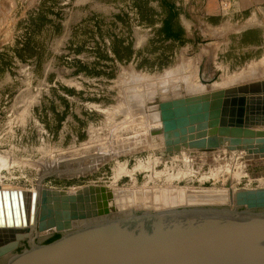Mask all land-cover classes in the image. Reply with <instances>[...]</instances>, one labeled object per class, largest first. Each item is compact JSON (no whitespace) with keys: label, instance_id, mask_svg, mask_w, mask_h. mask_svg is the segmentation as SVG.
Here are the masks:
<instances>
[{"label":"rangeland","instance_id":"374dc122","mask_svg":"<svg viewBox=\"0 0 264 264\" xmlns=\"http://www.w3.org/2000/svg\"><path fill=\"white\" fill-rule=\"evenodd\" d=\"M240 7L239 0H0V186L264 188V159L226 148L169 154L159 133L157 101L264 80V49L251 50L264 42V3ZM223 23L231 34L219 51L212 48Z\"/></svg>","mask_w":264,"mask_h":264},{"label":"water","instance_id":"95a60500","mask_svg":"<svg viewBox=\"0 0 264 264\" xmlns=\"http://www.w3.org/2000/svg\"><path fill=\"white\" fill-rule=\"evenodd\" d=\"M156 104L166 153L264 159V81ZM234 197L231 209L229 192L0 189V264H264V188Z\"/></svg>","mask_w":264,"mask_h":264},{"label":"crops","instance_id":"0c3cea01","mask_svg":"<svg viewBox=\"0 0 264 264\" xmlns=\"http://www.w3.org/2000/svg\"><path fill=\"white\" fill-rule=\"evenodd\" d=\"M263 1V3H264V0H239V3H240V11L241 12H243V11H248V10H250V9H252L253 8V6L254 5H256V4H259L260 2H262ZM255 9V8H254ZM258 10V9H257ZM261 10H264L263 8H261ZM219 10L217 9V11H216V13L218 12ZM233 12H237L236 11V9H234V10H232ZM258 11H260V10H258ZM214 21H215V19H213ZM218 22H219V20H218ZM250 29H251V27H250ZM217 33H218V35H217V38H218V40L220 39V38H222L223 40H222V42H220V43H218L217 44V47H213L212 49H214V48H217L219 51L221 50V48H222V45L224 44L223 42H224V38H226L227 39V41H228V39H229V36H230V34H231V32H230V25L229 24H222L221 26L219 25H217ZM226 34V35H225ZM262 39L263 38V40H264V30L262 31V35L259 37V39ZM228 43V42H227ZM215 46V45H214ZM252 49L251 50H259L260 48H263L264 49V42L262 43V44H260V46H253V47H251Z\"/></svg>","mask_w":264,"mask_h":264},{"label":"bare ground","instance_id":"6f19581e","mask_svg":"<svg viewBox=\"0 0 264 264\" xmlns=\"http://www.w3.org/2000/svg\"><path fill=\"white\" fill-rule=\"evenodd\" d=\"M262 81V80H261ZM264 81V80H263ZM257 82V81H256ZM162 85V84H161ZM164 85V84H163ZM242 85V84H241ZM152 86H154V85H152ZM158 85H156V86H154V88L155 87H157ZM216 87H218V85H216ZM215 87V88H216ZM233 87V86H232ZM156 89V88H155ZM226 89V88H225ZM214 90V89H213ZM219 90V89H218ZM155 92V91H154ZM204 94V93H203ZM202 95V94H201ZM159 123V122H158ZM158 125H161L160 123L158 124ZM158 125H157V127H158ZM158 132V131H157ZM157 132H155V133H157ZM159 134V133H158ZM161 134V133H160ZM163 136V135H162ZM108 156H105V157H103V158H100V161L101 160H104V159H106ZM0 189L2 190V191H9V192H11V191H15V192H26L27 194H29V195H32L33 194V192L31 193L30 191H24V189H21V188H13V187H6V186H0ZM38 191V190H37ZM37 191H35V192H37ZM166 191H170V190H166ZM172 191H184V189H177V190H172ZM235 192L236 191H232L231 189H230V192H229V199H230V203H231V209H234V207H235V197H234V194H235ZM29 226H30V218L28 219V223L25 225V224H22L20 227H19V229H22V232H25L26 230H28L29 229Z\"/></svg>","mask_w":264,"mask_h":264}]
</instances>
